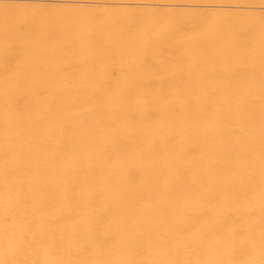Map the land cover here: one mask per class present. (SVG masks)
<instances>
[{
	"label": "bare ground",
	"instance_id": "bare-ground-1",
	"mask_svg": "<svg viewBox=\"0 0 264 264\" xmlns=\"http://www.w3.org/2000/svg\"><path fill=\"white\" fill-rule=\"evenodd\" d=\"M0 264H264V0H0Z\"/></svg>",
	"mask_w": 264,
	"mask_h": 264
}]
</instances>
